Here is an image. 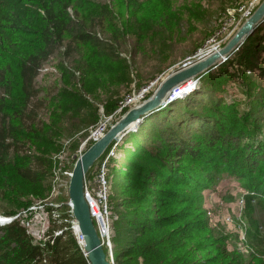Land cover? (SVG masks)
Listing matches in <instances>:
<instances>
[{"label": "rangeland", "instance_id": "1", "mask_svg": "<svg viewBox=\"0 0 264 264\" xmlns=\"http://www.w3.org/2000/svg\"><path fill=\"white\" fill-rule=\"evenodd\" d=\"M84 1L86 6L82 7L80 4ZM249 1L251 0H78V16L74 10H71V14L84 23L86 32L96 34L112 44L120 60L113 61L105 56H98L89 44L71 43L69 51L63 47L44 65L37 79L39 94L32 103L35 114H32L31 106L27 111L30 118L26 120V127L30 130L32 126L33 131H37L33 135L46 134L50 142H19L23 154L39 156L51 164L46 168L49 175L41 182L39 189L43 197L40 194L27 196L28 192H24L25 183L18 181L15 190L21 192L23 202L31 204L25 207L14 203V197L11 196L14 194L13 190L6 195L0 194V221L5 223L18 217L26 223H33L36 225L33 230L36 236L34 239L43 238V242L63 235L70 224L80 242L82 238L77 232V222L68 205L69 185L77 159L92 142L89 140L90 136L101 126L104 127V135L126 113L143 103L136 100L119 113L121 103L128 96L135 95L138 98L139 91L153 83L158 87L168 75L180 70L188 62L197 60L200 51L203 50L205 54L222 48L232 36L219 45V41H214L216 32L227 20H235L236 27L239 8ZM262 1L258 0L257 8ZM102 8H106L108 14H105L106 11L102 12ZM252 49L254 54L248 61L253 65L247 67L252 73L248 71L251 73L248 79L264 88V40ZM245 64L242 66L236 63L228 71L232 78L223 96L226 98L224 107H229L232 102L239 104V115L249 111V99L245 93L249 90V81L243 76L247 70ZM75 95L83 96L90 102L91 114L94 111L101 119L97 128H87V109L77 115L72 105L68 110L65 109L66 103L69 99H74ZM9 99L13 101L12 98ZM125 137L126 135L117 141L115 158H119L118 161L125 158L127 146L122 147ZM133 152L138 157L137 160L135 156L130 157L129 162L122 165L121 172L125 183L120 197L135 199L128 201L132 207L126 209V212L130 214L137 211L136 207H142L141 202L147 190L134 176L141 177L148 185L156 187L144 175L151 168L148 159L144 157H156L158 149L147 145L144 149L138 148ZM210 156L218 160L211 167L198 164L193 166L194 164L185 163L180 158L167 159L166 170L174 171V168L180 166L179 168L195 173L191 175L196 177L195 182L192 180V187L185 183L168 187L177 188L174 189L176 200L169 210H165L159 200L149 202L150 207H142L140 212L144 213L143 216H153L156 213L171 214L179 210H190L188 218L191 227L182 231V237L187 232V245H193L189 251L192 255L191 262L202 261V264H206L205 259L210 258L213 264H235L239 257L243 264H259V261H264V254L259 252V257L256 249L250 245L248 230L258 225L264 232V209L259 205L260 198L252 202L253 206L248 207L249 192L244 183L246 178L242 180L231 175L220 158H216L214 154ZM262 177L264 179V174ZM242 198L245 200L244 204H241ZM10 212L14 216L6 215ZM64 214L71 215V219H63ZM181 221L183 220H179ZM210 244H214L212 247L216 249L205 250ZM108 251L110 261L118 264L119 258L116 259L113 249ZM255 257L262 259L254 260Z\"/></svg>", "mask_w": 264, "mask_h": 264}, {"label": "trees", "instance_id": "2", "mask_svg": "<svg viewBox=\"0 0 264 264\" xmlns=\"http://www.w3.org/2000/svg\"><path fill=\"white\" fill-rule=\"evenodd\" d=\"M77 2L0 0V194L6 195L13 190L12 200L19 206L29 207L31 203L23 202L20 197L23 195L15 190L18 181L25 183L27 196L40 194L43 197L39 189L49 175L46 168L51 166L44 158L23 154L19 145L23 140L50 142L46 134L33 135L37 131H33L32 126L30 130L26 127V120L30 118L27 111L38 97L37 79L44 65L63 47L69 51L71 43L89 44L98 56L120 60L112 44L86 32L84 23L77 18ZM80 5L84 7L86 2ZM102 9L108 14L106 8ZM71 10L77 16L72 15ZM262 40L264 24L226 62L197 79L195 92L167 104L145 118L136 132L126 135L122 144V147L127 146L125 158L123 161L113 158L109 165L110 202L115 213L112 218L113 253L117 255L116 259L119 258L118 264H202V261L191 262L189 251L193 245H187V232L182 237V231L191 227L188 218L190 210L156 213L153 216H143L144 213L140 212L142 207H150L149 202L159 200L165 210H169L176 200L174 189L177 188L168 187L184 183L192 187V180L195 182L196 177L191 176L195 173L180 166L174 171L166 170L169 158H180L193 166L211 167L218 161L210 156L214 154L231 175L242 180L246 178L244 183L249 192L247 206H253L252 202L260 198L259 205L264 209V88L248 79L252 71L247 68L253 65L248 61L254 54L252 48H256ZM236 63L242 66L246 63L247 70L243 76L249 81V90L245 92L249 99V111L240 115L238 103L232 102L229 107L223 105L226 86L232 78L228 71ZM70 105L76 115L84 109L88 110V129L98 127L101 119L94 111L91 114L92 106L87 99L75 95L66 103L65 109L68 110ZM31 112L35 114L34 106ZM147 145L158 149L156 157H144L151 166L144 175L156 187L134 176L147 190L142 207H136L137 211L130 214L126 212L132 207L128 201L135 199L120 197L125 183L121 174L122 165L129 162L130 157L135 156L137 160L133 151L144 149ZM6 215L14 216L12 212ZM183 216L187 217L181 219ZM62 218L67 221L71 215L64 214ZM22 221L17 218L0 225V264H90L70 224L63 235L36 243ZM262 230L258 225L248 230L250 245L259 257L260 253L264 254ZM213 245H207L205 250L216 249ZM105 252L110 260L106 248ZM259 257L254 260L262 259ZM205 260L206 264H213L210 258ZM235 264L243 263L237 257ZM259 264H264V261H259Z\"/></svg>", "mask_w": 264, "mask_h": 264}, {"label": "water", "instance_id": "3", "mask_svg": "<svg viewBox=\"0 0 264 264\" xmlns=\"http://www.w3.org/2000/svg\"><path fill=\"white\" fill-rule=\"evenodd\" d=\"M263 24L264 0L222 48L168 75L160 82L154 93L148 99L126 113L125 116L77 159L71 173L69 185L70 202L68 205L72 208V214L77 222L79 236L82 238V245L90 264H112L105 252L85 199V178L90 170L121 137L134 131L145 118L171 103L172 101H169V98L175 90L186 84L193 83V86L184 92V95L189 94L195 88L197 79L211 72L223 62H226ZM8 222L9 220L5 223L0 222V224H6Z\"/></svg>", "mask_w": 264, "mask_h": 264}, {"label": "built area", "instance_id": "4", "mask_svg": "<svg viewBox=\"0 0 264 264\" xmlns=\"http://www.w3.org/2000/svg\"><path fill=\"white\" fill-rule=\"evenodd\" d=\"M257 4H258V0H251L247 3L242 4V6H240L238 10L237 26L234 27L235 20H232V19L227 20L223 24V26L216 32L214 36V41L216 42L219 41L218 43L219 45L227 41L233 35L237 27H239V25L244 20H246L252 15V13L257 8ZM202 51H200L198 55V59L195 61L201 60L205 58L206 56L213 53L211 51L212 53L208 52V53L203 54ZM190 63L191 62H188L187 64H190ZM155 87L157 88V85L155 86L154 83L152 85H148L147 87H144L142 90L139 91L138 98L135 95L128 96L127 100L121 103V106L119 108V113H121V111L125 109L128 105L135 103L136 100L144 102L146 99H148L151 93L155 90ZM181 88L182 87H180L179 89L173 92V94L169 98V101L173 102L176 99L182 98L185 96L184 92H181ZM101 127L94 134L90 136L89 140L92 141L93 143H95L97 140H99L103 136L102 132L104 131V127L103 128ZM117 145H118V142L103 157H101L96 162L94 167L90 170V172L85 178V187H84L85 199L88 203L91 217L95 223L98 235L102 241L104 249L106 248L108 250L113 249L112 218L114 215L112 208H111V202H110L111 182L109 179V165H110L111 160L116 157ZM244 202L245 200L242 198L241 204H244ZM70 212H71V215L73 216L72 210ZM17 218L18 217H14L12 220H9L8 223H10L11 221ZM0 225H5V224H0ZM24 225L27 228L29 234L35 238L36 236L35 234H33V230L36 229V225L33 223H26V222H24ZM35 240H36V243H38V242L43 241V238H40L39 240L37 239ZM47 240H50V238L46 239L44 242H46ZM79 244L81 245V247H83L82 240L79 242ZM110 262L114 264L113 260H111Z\"/></svg>", "mask_w": 264, "mask_h": 264}, {"label": "bare ground", "instance_id": "5", "mask_svg": "<svg viewBox=\"0 0 264 264\" xmlns=\"http://www.w3.org/2000/svg\"><path fill=\"white\" fill-rule=\"evenodd\" d=\"M192 86H193V83H189V84L185 85L184 87L181 88V92H185L188 88H190ZM1 223H3V222H1Z\"/></svg>", "mask_w": 264, "mask_h": 264}]
</instances>
